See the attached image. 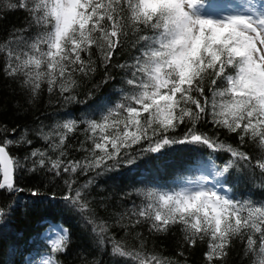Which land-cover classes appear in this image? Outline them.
<instances>
[{
	"label": "snow or ice",
	"instance_id": "1",
	"mask_svg": "<svg viewBox=\"0 0 264 264\" xmlns=\"http://www.w3.org/2000/svg\"><path fill=\"white\" fill-rule=\"evenodd\" d=\"M204 2L22 0L19 6L30 12V27H35L36 32L25 37L19 33L29 29L17 30L13 33L17 47L13 48V41H9L0 46V52L7 55V75L22 76L33 97L44 82L50 92L57 85L61 94L70 92L77 84L76 73L86 76L95 71L93 48L107 65L130 34L135 37L133 46L142 45L132 65H118L132 69L126 80L129 90L122 92V102L108 108L101 121H87L89 139L93 141L90 158L65 163L59 158L65 156L61 150L56 159L47 157L48 171L57 176L61 170L72 174L82 170L86 174L104 168L108 161H116L122 149L148 140L146 152H160L171 144L193 143L226 152L231 159L217 172V176H224L237 161L250 162L251 157L238 147L197 132V123L209 115L215 126L237 133L241 143L247 137L255 144L261 154L256 166L264 174V0L259 9L250 8V14L222 17L202 14ZM143 30H150L151 34H140ZM221 79L226 86L213 89L209 102L205 97V80L215 86ZM194 93L204 98L203 103ZM78 123L67 120L58 125L62 131L45 135V141L54 134L59 139L52 145L53 150L62 149L67 134L74 132ZM182 124L191 125L183 138L168 135ZM21 142L31 143L23 134L18 141L5 139L0 143V190H15L14 173L22 165L7 149ZM45 156L38 150L31 153V158L39 157L33 163L41 168L46 166ZM65 183L70 194L64 195L63 201L81 214L103 243L108 225L98 223L90 214V204L84 196L92 181L75 189L74 180ZM147 198L146 206L132 211L137 217L133 226L147 223L150 231L167 233L179 225L187 245L194 247L197 241L207 240L208 264L223 261L232 241L239 238L243 242L246 238L245 254H253L259 258V264H264V204L235 200L202 186L172 193L149 192ZM49 231L56 233V238L50 240L51 252L67 251L68 230L50 226ZM112 254L133 255L119 241L113 242ZM135 258L139 264H171L155 255L144 257L136 253ZM45 264H58V259L49 256Z\"/></svg>",
	"mask_w": 264,
	"mask_h": 264
},
{
	"label": "trees",
	"instance_id": "2",
	"mask_svg": "<svg viewBox=\"0 0 264 264\" xmlns=\"http://www.w3.org/2000/svg\"><path fill=\"white\" fill-rule=\"evenodd\" d=\"M221 1L230 0H205L204 3ZM21 2L0 0V46L13 41L11 46L16 48L13 33L17 30L29 29L19 33L25 37H31L36 32L35 27H30L32 16L26 8L19 6ZM140 34H151V31L143 30ZM134 39L130 34L124 44L115 50L107 65L100 52L93 48L95 71L86 76L76 73L77 84L70 92L61 94L58 85L50 92L44 82L35 97L24 85L22 76L7 75V55L0 52V143L5 139L18 141L22 134L31 141L30 144L14 143L7 149L22 167L14 173L15 190H0V264H38L42 258L49 256L57 258L58 264H139L136 253L144 257L155 255L166 258L171 264H208L205 259L207 240L197 241L192 247L184 243V233L179 225L173 226L167 233L150 231L147 223L133 226L137 217L132 215V211H138L149 203V192H175L174 184L179 178L192 174L202 177L201 164L214 165L215 173L222 170L231 159L228 153L195 143L171 144L164 146L160 152H146L144 149L149 147V141L143 140L140 144L122 149L116 161H108L104 168L89 170L86 174L82 170L75 174L61 170L57 176L48 171L47 157L56 159L61 150L65 156L59 158L65 163L83 162L90 158L93 141L89 139L91 133L87 130V121H101L108 108L122 102V92L129 90L126 80L130 78L132 69H122L118 65H132L140 55L142 45L133 46ZM225 86L222 79L217 80L215 86L205 80V97L211 102L213 89L222 90ZM194 95L203 103L204 98L198 93ZM69 119L78 121V127L67 134L62 149L53 150L52 145L58 143L59 138L53 134L46 142L44 136L62 131L58 125ZM190 126L182 124L168 135L181 139ZM196 131L238 147L251 157L250 162L237 161L228 173L218 176V183L226 187L229 198L264 204V174L256 166L261 154L255 144L247 137L241 143L237 133L215 126L209 115L197 123ZM37 150L46 154V166L43 168L33 163L39 157L31 158L32 151ZM66 180L75 181L73 189L92 181L84 190V196L90 204V214L98 223L102 221L108 225L103 243L100 242L101 237L92 233V226L85 224L81 214L63 201L62 197L70 194ZM34 192L37 194L33 195ZM50 226H62L68 230L70 240L67 251L59 254L51 252V239L47 232ZM114 241H119L133 255H113ZM245 247L246 238L243 242L239 238L234 239L226 258L223 261L214 260L213 264H259L258 257L245 254Z\"/></svg>",
	"mask_w": 264,
	"mask_h": 264
},
{
	"label": "rangeland",
	"instance_id": "3",
	"mask_svg": "<svg viewBox=\"0 0 264 264\" xmlns=\"http://www.w3.org/2000/svg\"><path fill=\"white\" fill-rule=\"evenodd\" d=\"M261 0H230L213 3H204V7L201 9L202 14L211 17H222L234 14L247 15L250 14V8L259 9ZM202 177L198 174L187 175L179 178L174 184L175 192L181 190H198L201 186L205 189L212 188L221 195L226 196V187L219 186L217 172L215 173V166L211 164H201ZM212 177V178H210ZM172 193V192H171ZM50 228L47 229L50 239L56 238V233H50ZM47 258H42L38 264H45Z\"/></svg>",
	"mask_w": 264,
	"mask_h": 264
}]
</instances>
